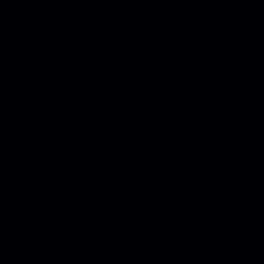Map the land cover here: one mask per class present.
Masks as SVG:
<instances>
[{
    "label": "water",
    "instance_id": "obj_1",
    "mask_svg": "<svg viewBox=\"0 0 264 264\" xmlns=\"http://www.w3.org/2000/svg\"><path fill=\"white\" fill-rule=\"evenodd\" d=\"M0 264H264V0H0Z\"/></svg>",
    "mask_w": 264,
    "mask_h": 264
}]
</instances>
